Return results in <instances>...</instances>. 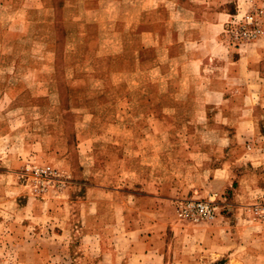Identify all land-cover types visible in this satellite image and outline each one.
<instances>
[{
  "label": "crops",
  "instance_id": "obj_1",
  "mask_svg": "<svg viewBox=\"0 0 264 264\" xmlns=\"http://www.w3.org/2000/svg\"><path fill=\"white\" fill-rule=\"evenodd\" d=\"M10 1L1 0L5 6L0 8H6ZM39 1L53 13L62 12L72 21L81 20V0H65L62 11L58 0L55 4L52 0ZM29 2L20 0L21 14L30 13ZM191 3L84 0V12H116L115 26L124 37L138 30L133 61L150 63L149 68L154 67L153 71L158 70L165 77V85L144 89L117 85L118 94H143V100L110 104L106 111L115 109L114 117L97 118L93 113L86 125L94 127L99 122L102 129L82 130L76 135L78 144L73 149L67 144L62 149L54 146L56 141L64 140L62 133L34 134V141L47 139L50 144L41 145L39 152H29L28 157L53 160L68 166L73 174L63 199H20L23 186H14L9 170L0 168V211L10 213L9 207L16 209L22 236L28 233L32 212L45 220L51 216L56 226L54 236L63 238L68 233L76 240L83 238L85 244L98 242L101 252L115 264H204L206 257L219 258L223 254L231 258L224 264L232 260L243 264L236 258L242 246L237 242L238 225L233 223V216H238L234 200L250 199L264 180V173L257 171L247 149L249 142L259 139L254 110L264 100V84L256 82L264 81L260 67L264 41L228 47L221 41L226 20L223 13ZM127 12L133 13L131 19L124 17ZM189 13L213 17L211 21L196 18V25L188 21L177 24L174 15ZM121 46L116 56L126 63L131 59L126 39ZM160 48L165 54L156 57ZM151 51L153 55L147 57ZM127 105L134 115L130 120L120 114ZM140 110L145 111L144 115L136 116ZM124 121L133 134L125 138L114 135L111 127L124 125ZM136 127L145 129L144 133ZM15 134L6 123H0V141H10ZM77 154L79 163H73ZM156 158L161 160L159 170ZM10 160L9 155L5 162ZM158 173L165 176L163 185L151 176ZM162 188L167 193L160 192ZM230 191V201L224 197L226 201L221 203L230 207V217L221 214L214 222L192 226L176 220V200L208 198L213 194L230 197Z\"/></svg>",
  "mask_w": 264,
  "mask_h": 264
},
{
  "label": "rangeland",
  "instance_id": "obj_2",
  "mask_svg": "<svg viewBox=\"0 0 264 264\" xmlns=\"http://www.w3.org/2000/svg\"><path fill=\"white\" fill-rule=\"evenodd\" d=\"M52 1L56 3L55 0ZM189 1L192 6L197 4L206 10L214 9L223 13L226 20L221 32V41L228 47L240 48L247 43L264 41V0ZM83 2L84 0L79 2L81 13L78 17H81V20L75 21L70 20L68 14L53 13L50 7L43 8L39 0H30L31 8L27 15L19 11L20 0L10 1L6 8H0V123H6L16 132L12 140L0 141V168L9 170L14 186H23L20 199H63L74 179L68 166L58 165L53 160L39 161L32 156L28 157L29 152H39L37 149H40L41 145L50 144L47 139L34 141V134L48 136L50 132L62 133L64 140L56 141L54 146L62 149L67 144L73 149V145L78 144L76 135L82 130L89 132L92 129H102L99 122H96L94 127L86 125L93 113L97 118L114 117L117 112L115 109L106 111L110 104L126 105L143 100V94H118L117 85L130 89L165 85V77L159 75L158 70L153 71L154 67L149 68L150 63L142 65L133 61L138 30L130 31V35L124 37L115 26L116 12H84ZM58 3L62 11L65 0H58ZM0 6H5L1 4V0ZM132 16V12L124 14L128 19ZM212 17L213 15L207 13L174 15L177 24L179 21H188L190 25H196V18L211 21ZM124 39L131 57L126 63L116 56L123 48L121 45ZM160 49L156 57L164 56V49ZM153 53L149 52L147 57ZM260 67L264 71V61L260 63ZM256 82L264 84V81L259 79H256ZM126 107L125 110L121 109L120 114L123 119L130 120L134 116L133 111H130L128 105ZM144 112L140 110L136 116H142ZM254 116L259 123V139L249 142L247 149L251 152L252 161L256 162L257 171L262 170L264 173V100L256 104ZM126 122L124 121V125L112 126V133L124 138L132 135L134 131ZM135 129L142 134L145 130L139 127ZM100 150L102 151L101 147ZM6 155L11 156L8 163L5 162ZM79 159L80 154H77L73 156L72 162L79 163ZM156 159L159 170L161 160ZM45 167H51L60 174L64 180L63 188L58 189L55 185H50L47 188L41 186V192L35 190L33 169ZM27 168L30 172L26 171ZM151 176H156L158 182L163 185V174ZM261 183L259 189L250 195V199L234 200L238 204L234 208L238 216H233V223L238 225L237 242L242 246L236 258L243 264H253V261H256V264H264V221L257 219L252 212V207L264 199L263 178ZM160 192L167 193L163 188ZM230 192V197L226 194L221 197L213 194L208 198L176 200V220L192 226L214 222L221 214L230 217L233 214L228 212L230 207L221 204L226 201L223 200L224 197L230 201L233 196V192ZM0 196L3 194L0 193ZM185 200L214 202L216 218L205 222L179 218L177 206ZM8 211L10 213L0 211V264H115L101 252V247L96 241L92 242L93 245L85 244L83 238L76 240L68 233L63 238L54 236L56 226L51 216L45 220L43 217H36L32 212L29 213L28 233L22 236L21 220L16 217V209L14 211L13 207H9ZM204 260V264H224L231 258L223 254L219 258L210 256ZM234 263L232 260L230 264Z\"/></svg>",
  "mask_w": 264,
  "mask_h": 264
},
{
  "label": "built area",
  "instance_id": "obj_3",
  "mask_svg": "<svg viewBox=\"0 0 264 264\" xmlns=\"http://www.w3.org/2000/svg\"><path fill=\"white\" fill-rule=\"evenodd\" d=\"M26 171L30 172V169L27 168ZM33 178L35 190L39 192H41V186L47 188L55 185L58 189L64 186V180L61 179L60 174L51 167L33 169ZM252 212L257 219L264 221V199L252 207ZM177 215L181 219L190 221H212L216 218V206L212 201L185 200L177 206Z\"/></svg>",
  "mask_w": 264,
  "mask_h": 264
}]
</instances>
